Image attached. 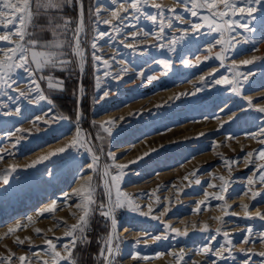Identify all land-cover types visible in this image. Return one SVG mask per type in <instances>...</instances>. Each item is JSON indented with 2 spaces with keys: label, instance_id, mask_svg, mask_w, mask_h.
I'll return each instance as SVG.
<instances>
[{
  "label": "rangeland",
  "instance_id": "rangeland-1",
  "mask_svg": "<svg viewBox=\"0 0 264 264\" xmlns=\"http://www.w3.org/2000/svg\"><path fill=\"white\" fill-rule=\"evenodd\" d=\"M96 2L94 0V6ZM154 2L164 6V15L159 18L165 22L172 19L173 22L172 28L165 27L164 39L159 41L155 38L158 26L142 14L139 21L130 16L121 22L113 20L112 24L121 29L119 34L113 32L109 25L90 21L85 14L89 42L96 35L97 27L110 33V36L98 40V54L112 65L110 69H105L101 64L99 71H95V62L90 58L91 49L86 45L89 59L85 73L79 77L82 80L91 70L93 85L91 89H85L79 106L87 96L90 97L93 107L90 124L93 130H85L90 134L88 139L93 142L89 146L101 144L96 139L98 133H103L98 125L117 120L119 132L115 134L114 129V135L109 137L107 152L115 154L116 163L129 165L125 169L122 190L130 194L142 210L147 211L151 205L153 214L160 216L159 220H154L126 210L117 213L118 235L123 242L120 245L122 255L116 264H211V259L201 254L199 249L208 245L220 248L225 244L224 231L229 232L233 239V246H230L233 248L232 257L227 260L215 258L217 264H245L246 261L247 264H264V257L259 255L264 252V243L245 244L241 240L248 228L253 230L254 240L264 233V220L257 217V213L264 214V183L257 180L252 186L253 190L261 192L256 200L251 199L250 193L244 194L249 187L247 178L254 173L253 166L246 163V154L253 152L254 156L247 159L255 160L256 164L264 163L255 155L257 150L264 148L259 142L264 136L250 135L264 128V114L256 110L264 107V32L259 25L251 34L237 29L235 35L241 43H234V53L230 52L229 58L221 64L215 58L220 51L219 46L211 54L207 52V48L219 38L216 33L208 28L193 33L191 23L199 24L201 20L185 11L178 0ZM100 3L107 5L108 0H100ZM171 8H175L176 14L183 20L175 19L174 14L168 11ZM147 11L159 16L151 7ZM40 14L34 17L33 23L38 22L34 30L43 33L46 30L49 37L47 39L44 34H39L36 38L47 41L51 39L47 29L48 15ZM206 14L201 12V15ZM110 18V12L102 8L101 20ZM186 29L189 31L185 36L183 30ZM140 30L151 34L148 37L132 36L133 32ZM245 37L250 42H243ZM172 39L179 41L175 51L168 50V42ZM160 43L165 45L163 49L157 46ZM128 44H135L136 47L129 48ZM206 55L212 58L204 60ZM197 56L202 62H196ZM253 57L256 58L254 63H241ZM164 60L171 62L169 69H164L160 63ZM233 61L238 66L235 71L251 73L249 80L243 84L242 94L233 93L228 85L214 84V80L223 76L234 78ZM123 68L128 71H121ZM105 71H109L110 75L104 76ZM140 73H144V76ZM152 75L158 79L148 80L147 77ZM97 77L100 79L99 85L96 84ZM201 77L205 78L204 82H201ZM16 79L17 84L12 89L0 91V155L3 156L0 176H7L8 179L4 183L0 178V257L11 256V264H21L18 258L26 256L32 264H37V257L33 253L38 252L41 258L52 264L51 257L42 250L46 248L45 240L53 239L57 243V250L63 253L60 244L67 241L57 242L56 238L64 237L67 229L60 222L75 224L76 217L80 215L76 208L70 206L75 201L65 200L66 194H71L74 188L84 184L88 175H93L97 183L100 178L88 169L92 156L83 148L78 153L76 149H68L66 153L51 157L35 167H27L39 157L67 145L75 135L76 119H71L48 94L60 91L47 90L46 84L42 83L52 104L46 101L33 104L30 101L35 92L29 76L20 70ZM17 86L26 92L27 99L19 96ZM105 91L109 92L108 97H104ZM17 108L20 109L19 113ZM60 114L70 117V121L53 123L50 128L36 121V117L50 119L52 115ZM121 117L125 119L119 120ZM82 121L83 118L80 121L83 129ZM19 129L25 131L20 132ZM152 149L158 151L152 152ZM146 152H151V155L137 163H129ZM69 156H75V161L69 162L66 159ZM225 159L239 162L232 165L229 172L223 164ZM101 163L111 164L112 161L101 154ZM12 166H15V171H10ZM111 171L115 174L117 170L113 168ZM219 176L231 181L228 192L224 194L227 204L231 206L227 209L228 215L222 208L225 201L215 199H210L209 207L196 212L198 202L206 199V193H218L219 188L210 185H220ZM196 179L201 183L196 184ZM156 197H159V203ZM98 198H104L102 191L98 192ZM53 201L57 202V210L41 216L40 211ZM245 204L249 206L252 219L245 216L242 207ZM166 208H170V211L162 214ZM73 213H76V217ZM218 216L223 217V225L215 219ZM28 217H32V220L29 221ZM98 217L96 215L92 222ZM92 222L89 237L93 235ZM205 223L209 225L207 232L200 230ZM17 224L22 227L13 234H7L8 229ZM168 225L181 231L187 228L188 235L178 236L168 230ZM193 225L196 227L193 228ZM217 228L221 229L220 234L216 233ZM36 229H41V233L37 234ZM143 233L168 235L169 238L156 241L142 237ZM17 238L25 243H17ZM137 252L151 258H131ZM181 252L184 254L183 261L173 255ZM157 253L162 255L157 256Z\"/></svg>",
  "mask_w": 264,
  "mask_h": 264
},
{
  "label": "snow or ice",
  "instance_id": "snow-or-ice-1",
  "mask_svg": "<svg viewBox=\"0 0 264 264\" xmlns=\"http://www.w3.org/2000/svg\"><path fill=\"white\" fill-rule=\"evenodd\" d=\"M178 2L183 4L185 11L190 13L192 17H197L201 20V23H191L190 30L193 33L199 32L201 29L208 28L211 32L218 35V39L214 41L207 48L209 54L212 53L213 49L219 46L220 51L215 54V58L218 59L221 64L229 58L228 54L235 51L234 43L239 44L241 40L237 39L235 35L237 29H243L244 33H254L256 25L264 32V15H259V13H264V0H178ZM35 5V9L33 8ZM127 5V6H125ZM151 7L157 11L158 15H153L147 11V8ZM75 8L77 12V18L75 21L71 17L64 15L65 9ZM110 12V19L101 20V11ZM174 14V18L177 20H183V17L176 14V9H168ZM43 12L48 15V25L47 29L50 31L51 39L47 41L38 40L35 38L34 29L37 27L34 23V17ZM201 12L207 13L206 15H201ZM54 13V15H50ZM88 17L90 21H95L96 24L100 22L112 27L113 32L119 34L121 29L118 25H113L112 21L116 20L121 22L129 16L133 19L139 21L141 14L145 19L151 21L154 25L158 26V32L155 33V38L159 40L164 39L165 27L172 28V19H168L165 22L164 19H160V16L164 15V6L160 3L152 2L150 0H108L107 5H102L100 0H97L94 7L88 9ZM134 14V15H131ZM240 17L241 19H238ZM73 24L75 26H73ZM96 35L92 37L89 42L87 34V26L85 23V7L83 0H0V91L5 89H12L14 84H17L16 77L20 70L29 76L30 83L34 86V98L30 103L38 104L39 102L46 101L49 105L52 104L51 99L45 94V89L42 88V83L46 84L47 90L51 91H64L65 81L62 77H57L56 72H65L71 75L76 72L82 75L86 71L87 61L89 59V54L87 48L91 49L90 58L95 62V71H99L100 65L103 64L105 69H110L111 64L108 60L104 59L102 55L98 54V40L106 36H110V33L100 31L97 27L95 29ZM186 36L189 30H183ZM151 33L148 31H137L133 32V37H138L143 35L148 37ZM183 39V37H181ZM243 42H250L246 37ZM169 51H175V45L179 43L178 40L172 39L169 42ZM87 45V48H86ZM160 49H163L165 45L160 43L157 45ZM127 47L135 48V44H128ZM212 58L211 55H206L204 60ZM255 57L252 59L243 60L241 63L243 65L252 64L255 61ZM196 62H202L199 56L196 57ZM164 69H169L171 67V62L168 60L160 61ZM184 63H189L184 61ZM238 66L235 61L232 62V68L234 70V78H229V76H223L220 79L214 80L216 85H228L230 90L236 94H242L243 84L249 80V74L241 73L235 71ZM123 72H127V68L121 69ZM110 75L109 71L104 72V76ZM143 77L144 73H140ZM148 80H156L157 76L152 75L147 77ZM201 82L205 81L204 77H201ZM96 84H100L99 77L96 78ZM17 92L19 96L27 99L28 96L25 91L19 90L17 86ZM33 91V89H29ZM79 93L78 103L82 101L85 94V88L82 84V80L78 79ZM197 92L200 91L199 88L196 89ZM104 97L109 96V92L105 91L103 93ZM195 95V93H192ZM179 98V97H177ZM249 99V104H251ZM260 113L264 114V107H258L256 109ZM19 113L20 109H16ZM83 118L82 109L77 111L76 117V128L75 135L73 139L64 147H61L47 155L39 157L37 160L33 161L27 167H35L37 164L42 163L51 157L61 155L66 153L68 149H76L77 153L79 149L83 148L86 152L91 153L92 159L91 163L87 166L96 176L100 178V182L97 183L93 175H88L84 184L80 187L74 188L71 194H66L65 200H74L75 202L70 205L76 208L80 215L76 217V213L73 216L77 218V223L67 225L65 221H61L60 224L66 227L64 237L56 238L57 242L66 240L67 242L61 243L60 248L63 249V253L57 250V243L53 242V239H46V248L42 249L47 255L51 257L52 264H78L77 259L74 257V251L79 245L90 243V237L88 236V231L91 228L92 219L99 215L105 221L110 224L108 233L98 240L100 244L97 256L99 257L102 264H116V260L122 255L121 243L123 242L119 237L118 219L117 213L119 211H130L136 213L145 218H151L154 220H159V215H154V209L151 205L147 207V211L142 210L141 206L135 202V199L122 190V182L126 175L125 169L129 167L128 164L116 163V156L111 151L103 153V144L89 146L93 142L88 139L89 133L80 127V121ZM121 117L119 120H124ZM36 121L42 122L48 128L51 127L53 123H61L70 121V117L60 114L52 115L50 119H44L42 117H36ZM117 120H108L97 127L102 130L104 134L108 137L114 135V129L118 134L119 129L117 128ZM47 130V128L45 129ZM18 131L24 132V129H19ZM30 131V130H29ZM37 131H40L37 128ZM203 135V133H201ZM254 136H264V128L256 134H250ZM97 140L101 142L104 139L103 135L99 133L96 136ZM228 139H232L229 137ZM264 145V139L259 141ZM19 143V139L17 140ZM15 147V145H13ZM163 147V146H161ZM7 151V150H5ZM152 152L158 151L157 149H152ZM101 154L106 155L111 159L112 163H101ZM151 155V152H146L141 157H137L136 160L130 161V164L137 163L138 161L144 159ZM256 157L259 160H264V148H261L255 152ZM254 153L249 152L246 154V163L253 166L254 173L247 178L248 190L244 193L248 195L250 193L251 199L256 200L261 192L258 190H253V185L258 181L264 183V163L256 164L255 160L247 159L248 157H253ZM3 156L0 155V160ZM66 159L69 162L75 161V156H69ZM238 160H223V164L231 171V166L237 164ZM115 168L117 171L115 174L111 169ZM10 171H15V166H12ZM195 175V173H192ZM255 177V178H254ZM4 180V183L8 182L7 176H0ZM187 179V177H185ZM218 179L222 182L220 185H210L214 188H219L218 193H206V199L199 201L195 209L196 212H200L202 208H207L210 206V199H215L218 201H225L222 208L225 211V215H228L227 209L231 206L227 204L225 200V193L228 192L229 185L231 181L224 176H219ZM196 184H200L201 181L196 179L194 181ZM102 191L103 199L98 198V192ZM157 203H159V197H156ZM245 209V216L248 219L253 217L248 212L249 206L247 204L242 206ZM57 210V202L53 201L47 207L40 211V215L43 216L45 213L52 214ZM170 211V208L164 209V213ZM235 215V213H232ZM257 217L260 220H264V214L257 213ZM29 221L32 217L27 218ZM217 221L223 225V217H215ZM22 226L17 224L15 227L9 228L7 234H13L19 230ZM193 228L196 225L192 226ZM168 230L175 233L178 236H187L188 229L185 228L183 231L179 228H174L171 225L167 226ZM201 231H209V225L204 224ZM41 229H36L37 234L41 233ZM217 234H220L221 229L217 228ZM222 235L225 238V244L221 245L220 248H215L212 245L204 246L199 249V252L209 259H211V264H217L218 260H227L232 257L233 239L231 234L224 231ZM254 233L251 228L245 230V235L241 238L242 242L245 244H252L256 242L264 243V233H260L258 239H252ZM142 237H147L149 239H154L156 241L168 239V235H156L152 236L150 233H143ZM30 239V238H29ZM17 243L24 244L25 241L17 238ZM139 243V241L137 242ZM34 246V245H33ZM147 246V244L145 245ZM35 247V246H34ZM244 251V250H242ZM37 257V264H49L48 260H44L40 257L38 252L33 253ZM162 255L157 253V256ZM180 261L184 260V254L173 253ZM259 255L264 257V252H260ZM131 258L148 260L151 257L147 255H140L137 252ZM19 261L21 264H32L31 261L27 260L26 256H20ZM12 257H0V264H11ZM247 264V261L245 262Z\"/></svg>",
  "mask_w": 264,
  "mask_h": 264
},
{
  "label": "trees",
  "instance_id": "trees-1",
  "mask_svg": "<svg viewBox=\"0 0 264 264\" xmlns=\"http://www.w3.org/2000/svg\"><path fill=\"white\" fill-rule=\"evenodd\" d=\"M84 7H85V14L88 13V9L90 7H94V0H83ZM42 16H47L44 13H41ZM64 15L67 17H71L73 21L77 18V12L75 8L71 9H65ZM88 16V14H87ZM35 25L38 27V22L35 21ZM40 25V24H39ZM73 26H75L73 24ZM35 31V38L39 36V34H44L45 38L48 39L49 32L44 31V33L38 30ZM40 32V33H39ZM37 39V38H36ZM89 74H85L82 79V84L85 87V89L89 88L91 89L93 85L92 80V71H88ZM55 75L57 77H62L65 81L64 84V91L58 92V93H52L48 92L50 97L53 99L55 104L59 107H61L64 111H66L71 119H76L77 117V111L79 109H82L83 114V121H82V127L84 130H93L90 122L93 115L92 112V103L90 101V97H86L81 106H79L78 103V79L80 80V77L73 72L71 75L65 73V72H56ZM89 95H91V91L89 90ZM104 136L103 141L101 142L103 144V152L106 153L109 147L110 138L105 135L104 133L100 134ZM93 235L90 237V243L84 244L83 246L79 245L76 247L74 251V257L77 259L78 264H102L99 257L97 256V253L100 248V244L98 243L99 239H102L109 231L110 224L105 221L102 217L96 218L93 222Z\"/></svg>",
  "mask_w": 264,
  "mask_h": 264
},
{
  "label": "bare ground",
  "instance_id": "bare-ground-1",
  "mask_svg": "<svg viewBox=\"0 0 264 264\" xmlns=\"http://www.w3.org/2000/svg\"><path fill=\"white\" fill-rule=\"evenodd\" d=\"M158 264V263H157Z\"/></svg>",
  "mask_w": 264,
  "mask_h": 264
}]
</instances>
